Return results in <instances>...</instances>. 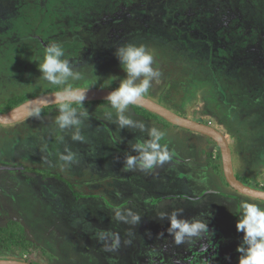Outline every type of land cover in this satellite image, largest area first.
<instances>
[{
    "label": "rangeland",
    "instance_id": "1",
    "mask_svg": "<svg viewBox=\"0 0 264 264\" xmlns=\"http://www.w3.org/2000/svg\"><path fill=\"white\" fill-rule=\"evenodd\" d=\"M53 42L83 75L69 81L76 89H115L126 76L116 47L145 45L161 75L144 97L219 130L239 180L264 188V0H0L1 114L8 101L60 90L39 78L34 62ZM78 110L88 112L85 143L57 128L58 107L0 125V228L17 223L28 242L0 256L30 264H238L234 214L242 202H264L232 192L211 139L132 107L126 114L144 121V132L106 119L108 102ZM152 126L166 132L161 144L171 160L150 172L126 169L131 145ZM65 148L78 163L61 171ZM116 209L138 213L140 223L115 221ZM176 209L178 218L207 220L213 235L175 245L158 216ZM100 230L118 233L121 247L105 252Z\"/></svg>",
    "mask_w": 264,
    "mask_h": 264
},
{
    "label": "clouds",
    "instance_id": "2",
    "mask_svg": "<svg viewBox=\"0 0 264 264\" xmlns=\"http://www.w3.org/2000/svg\"><path fill=\"white\" fill-rule=\"evenodd\" d=\"M114 55L126 76L120 81L118 87L106 96L109 108L106 119L111 120L120 129L139 128L141 132H144L145 122L133 120L126 113L130 110V105H134L149 92L153 83L160 82L161 73L153 67V56L145 45L127 43L116 47ZM34 62L41 74L39 78L60 89L57 95L61 103L58 105V114L54 119L55 125L61 132L73 129L70 134L71 140L87 142L86 137L81 133V126L88 118V112L78 110L86 99V91L73 88L69 83V81L81 80L82 73L65 58V49L58 42L46 45L42 57H37ZM112 112L115 113L114 120ZM33 115L39 117L40 110L37 109ZM146 137L131 145L135 155L125 156L123 166L126 169L150 172L171 160L167 145L161 144L166 137L163 129L158 126L148 127ZM60 139L62 140L63 137L61 136ZM59 161L62 162L60 168L63 171L71 164L78 163L77 154L65 148V152L59 154ZM230 211L234 214L233 209ZM182 212L183 209H176L170 214L161 212L158 216L161 220L165 218L168 220L169 227L166 231L175 245L194 242L195 239H200L207 234L213 235L209 232L207 220L178 218ZM234 215L238 217L236 230L242 233L241 241L236 248L239 253L238 264H264V207L245 201L240 204L239 210ZM112 219L125 224L138 225L141 216L131 209H116ZM96 236L105 252H115L121 247L118 233L100 230ZM158 236H163V233ZM131 243V240L124 241L125 245Z\"/></svg>",
    "mask_w": 264,
    "mask_h": 264
},
{
    "label": "water",
    "instance_id": "3",
    "mask_svg": "<svg viewBox=\"0 0 264 264\" xmlns=\"http://www.w3.org/2000/svg\"><path fill=\"white\" fill-rule=\"evenodd\" d=\"M81 90L86 91V99L84 103H95L107 102L106 96L113 89ZM57 93L58 92L39 96L37 98L23 102L22 104L14 107L6 113H0V125H14L31 117L37 109L41 111L49 107L58 106L61 101ZM131 106H136L143 110H146L172 126L196 134L204 135L211 139L219 149L223 177L227 185L239 195L249 197L260 202H264V190L247 186L243 184L240 180H238L235 176L230 146L225 136L219 130L209 125L201 124L186 117L180 116L176 113H173L164 106L144 96L140 98L134 105ZM0 264L27 263L0 259Z\"/></svg>",
    "mask_w": 264,
    "mask_h": 264
},
{
    "label": "trees",
    "instance_id": "4",
    "mask_svg": "<svg viewBox=\"0 0 264 264\" xmlns=\"http://www.w3.org/2000/svg\"><path fill=\"white\" fill-rule=\"evenodd\" d=\"M24 101H26V99H23V100L18 99V100H14V101H8L4 107V109L6 110L5 113L10 111L14 107L22 104ZM98 103H105V102H98ZM83 104H85V103H83ZM55 107H58V106H55ZM130 107L144 113L142 115L144 117H147V116L155 117V118L161 120L162 122L166 123L165 121H163L159 117L155 116L154 114H152L146 110H143L139 107L131 106V105H130ZM49 108H51V107H49ZM42 111H44V109L41 110L40 112H42ZM166 124L170 125L168 123H166ZM173 127H175V126H173ZM218 157L220 158L219 153H218ZM216 170L220 171V169L218 167ZM247 186H249V185H247ZM255 188H259V187L256 186ZM260 189L264 190V188H260ZM23 235H24L23 234V228H22V226L18 225L17 223H9V225L6 226L5 228H0V253L5 254L6 252L14 251V249L17 247L24 251V249L26 248V245H28V242L23 238Z\"/></svg>",
    "mask_w": 264,
    "mask_h": 264
},
{
    "label": "flooded vegetation",
    "instance_id": "5",
    "mask_svg": "<svg viewBox=\"0 0 264 264\" xmlns=\"http://www.w3.org/2000/svg\"><path fill=\"white\" fill-rule=\"evenodd\" d=\"M25 102V101H24ZM231 150V149H230ZM232 161H233V158H232ZM2 170V169H0ZM7 171V170H6ZM235 176L237 177V175L235 174ZM237 179L239 180V178L237 177ZM242 182V181H241ZM232 192H234L232 190ZM131 194V193H130ZM136 194V193H135ZM232 195V194H231ZM217 225V223H216ZM2 256H0V259H1ZM2 258H6V259H2V260H9V261H17V262H22V263H27V264H30L29 262H27L26 260V256H24L23 258H19V257H12L11 254L10 255H7L6 257H2ZM209 262H211V260H209Z\"/></svg>",
    "mask_w": 264,
    "mask_h": 264
},
{
    "label": "crops",
    "instance_id": "6",
    "mask_svg": "<svg viewBox=\"0 0 264 264\" xmlns=\"http://www.w3.org/2000/svg\"><path fill=\"white\" fill-rule=\"evenodd\" d=\"M159 126V125H158ZM125 194V193H124Z\"/></svg>",
    "mask_w": 264,
    "mask_h": 264
}]
</instances>
